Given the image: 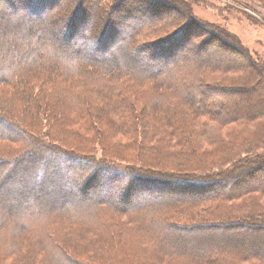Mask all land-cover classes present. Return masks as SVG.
Wrapping results in <instances>:
<instances>
[{"label":"trees","instance_id":"obj_1","mask_svg":"<svg viewBox=\"0 0 264 264\" xmlns=\"http://www.w3.org/2000/svg\"><path fill=\"white\" fill-rule=\"evenodd\" d=\"M99 1L94 0L96 10L103 9L102 12H105L111 8L112 12H119V3L115 5L118 1L106 8L99 6ZM0 3H3V9L8 14L17 15L24 20L29 19V16H37L35 20H39L40 24L45 19L44 13L48 18L57 14L59 19L51 24L56 33L60 34L59 40L53 39L39 26L36 33L25 36L26 42H29L24 44L20 53L13 49L0 53V147L9 144L12 146L8 154L0 149V189L10 183V186L5 187L6 190L13 194L16 192V186L12 185L23 172L16 168L22 161L26 162L24 169L32 171L37 181L28 180L22 186L25 195L12 202L6 212L3 209V199L0 198V210L4 214L11 219H18L26 229L33 224H41L48 217L50 219L56 216L63 219L62 226H68L63 229L64 232H70L67 237L70 240L75 238L76 230L82 232L90 224L89 220H95L94 223L100 226L109 225L104 233L93 235L101 240L113 237L116 229H119L117 224L111 222L110 217H132L134 221L124 225L119 231L134 232L129 227L136 226L152 261L158 259L164 264H264V206L261 204L264 189L251 187L231 195L222 194L223 190H231L230 186L228 188L223 185L225 178L232 180L231 186L235 189L242 180V177L236 179L240 173L249 175L253 170L256 172L264 169V155L249 158L252 151L262 144L259 139V144L254 141L259 134L242 140L245 146L248 145L242 148L243 151L231 150L234 149L232 141L223 137L227 134L218 135L220 130H225L233 123L253 122L264 118V96L259 100L239 103L245 104L247 112L235 105L238 92L234 87L242 91L248 90L249 93H253L256 90L253 87L259 84L264 88V70L251 60L248 51L234 36L215 26L203 25L189 14L190 19L183 30L191 25L193 33L186 39L194 35L204 37L197 44V48L201 50L208 45L210 39L219 37L225 45L238 50L246 63L242 68L244 73L251 75L250 79L209 83L203 77L208 72L203 74L201 67L210 66L217 72L227 74L228 70L239 65L233 67L232 64L213 63L204 55L196 53L182 56L179 49L187 40L170 50V42L182 31L153 42L139 43L137 40L147 35L149 32H145L155 28L158 22H172L176 18L162 20L155 11L153 13L156 14L139 12L132 17V23L124 26L126 29L119 38L104 44L106 38L103 32H106L105 29L109 28L114 18L109 17L110 14L104 16L101 13L100 22L96 26H88L89 35L84 33L87 28L85 26L84 32L75 36L73 17L79 15L80 10L77 8L80 5L75 6L76 11H73L71 0L63 5L59 0H0ZM164 6L167 11L181 14L183 19H187L188 11H185L182 4L180 11ZM102 15L104 18L108 16L106 20ZM103 22L105 23L102 24ZM33 23L34 21H29L28 28L34 26ZM85 23L86 21L82 26ZM101 24L104 31L100 36ZM18 26L16 31L21 29L20 24ZM60 41H71L77 47L64 46ZM97 43L103 50L100 54H107L111 49L119 59H97L96 56L100 54L91 50ZM80 46L86 47L85 50H90L91 53L85 55ZM161 46L166 47L164 53L157 52ZM129 51L145 56L149 62L142 67L132 64ZM45 62H62L69 72L77 75L52 73ZM191 66H194L192 71L199 70L198 79L191 80L188 76L190 72L182 75L183 68ZM5 70L8 71L5 73ZM156 81L166 91L172 90L174 94H161ZM115 83H121L122 86L117 88ZM20 87H25L23 93L19 90ZM114 98L117 99L116 102L112 100ZM216 99H221L223 103L218 114H213L209 103ZM203 119L207 123L201 122ZM211 122L220 126L211 130L215 133L214 141L225 143V148L232 151L230 155L226 154L225 161L207 163L204 156L198 155L194 148L199 138L207 134L209 127L206 125ZM237 134L243 136L240 131ZM259 138L264 139L262 135ZM98 153L101 158H97ZM45 154L54 157L48 159ZM238 154L245 155L246 158L234 165ZM55 163L58 165L56 168L53 167ZM224 164L229 165L230 168L226 169H231V173L227 170L212 173ZM63 167L64 172L72 174V177L76 174L67 184L71 198L60 197L58 203H49L43 195L35 197L36 183L52 184L56 180L54 174ZM231 174L235 178L229 177ZM204 176L209 177L206 179ZM213 178H218L220 182ZM192 181L202 184H193L196 182ZM213 188L216 189L215 192ZM153 192L158 194L154 195ZM244 195L255 197L251 198L246 210L235 208L215 214L213 202L220 199L230 202ZM157 196L159 200L163 198L158 204L146 200V197L154 199ZM173 215L178 217L172 219ZM182 217L185 218L184 221ZM165 229L167 235L164 233ZM175 230L193 234L201 230L208 233L218 230L222 235L216 237L215 241L209 240L210 237H191L204 245L203 248H194L185 246L178 235L171 233ZM53 233L56 236L57 231L54 229ZM54 243L56 246H52V251L58 255V260H54L53 264H110L98 260L104 258L98 251L96 254L89 251L91 255L82 256L78 247L85 246L86 242L82 238H78L76 247L65 242ZM151 244L152 248L148 246ZM101 246L97 249H105L104 245ZM49 252L50 250L44 254ZM48 263L47 260L43 261V264Z\"/></svg>","mask_w":264,"mask_h":264},{"label":"rangeland","instance_id":"obj_2","mask_svg":"<svg viewBox=\"0 0 264 264\" xmlns=\"http://www.w3.org/2000/svg\"><path fill=\"white\" fill-rule=\"evenodd\" d=\"M71 1H73V6H74L73 11L77 8L75 6L80 5V8L79 7L77 8V10L78 9L80 10V11L78 10L80 12L79 15L76 16L75 18L73 17V21H74L73 34H75V36L78 34L79 35L82 34L84 32L83 30L85 26H87V28H85L84 33L86 35H89L90 32L89 30H87L88 26L89 28L92 26H96V24L100 22L99 17L101 13H104L103 14L104 16L107 14H110L109 17L114 16V18L111 21L109 28L105 29L106 32H103V34L105 33V38H106V41L104 42V44H108L112 39L115 40L116 38H119L123 34L122 31H125L126 29L124 28V26L129 23H132V17L136 15L137 13L139 12H140L139 14H143L144 12L146 14L150 12L151 14L158 13L160 14L158 18L160 19L162 18V20L163 19L167 20L168 18L169 19L176 18V19L175 21H172V22L165 21L167 22V24L163 21L158 22L155 28L148 29V31L145 32V34L149 32L147 35H143L142 37L137 39L139 40V43L153 42L157 39L166 37L168 35H169L168 37H170L174 34H177V32L182 31L181 32L183 33L182 35H179L181 34L179 33L177 38L170 42L169 44L170 50L173 48H177L180 43L183 44L182 42H185L187 40V42L181 47V49H179L181 51L180 53L182 54V56H187L188 54L196 53L198 55L199 54L204 55L208 60H211L213 63L220 62L222 64H232L233 67L239 65V67L237 68H231L230 70H228L229 73L227 74H222L223 72H217L215 68H212L210 66L209 67L203 66L201 67L202 68L201 71H203V74L206 71L208 72L205 75H203L205 82L208 81L209 83H217L219 81H226V80L228 82L229 80H236V79L238 80L248 79V78L250 79L251 75L248 73L247 74L244 73L245 71H243L242 69L243 66H245L246 64L245 60H243V58L241 57L242 55H240L238 53V50L234 49L232 46L225 45V42H223L219 37L215 39H210L208 41L209 42L208 45L201 50L197 48L198 47L197 44L199 43V41L203 40L204 37L202 38V37H198L194 35L195 37L191 36L186 39L187 36L193 33V29H191V25H188L189 27L183 30L184 25L188 22V19H190L189 18V14H190L194 16L197 22H201L203 25H206V26L207 25L215 26L219 28L222 32H226L230 34L232 37L234 36V38L238 41V43L248 51L251 57V60L254 63L255 62L258 63L264 70V0H160V1L159 0H100L99 1V6L104 7V8L109 7L110 5H113L114 3L118 1L115 4L117 5L119 3L118 7L120 9L117 14L115 11L112 12L111 8L106 11L104 10L105 12H102L103 9L96 10L94 0H71ZM59 2H61V4L63 5L67 2V0H59ZM181 4H182V7L185 9V11H188V14H187L188 16L186 15V12L184 11L185 12L184 14L186 15L187 19H183V17H181V14H177V13L174 14L173 11H169V10L167 11L166 7L164 6V5H168L180 11ZM2 5L3 3L2 4L0 3V17H1L0 19V53L2 52L4 53L5 51L10 50V49H13L20 53V51L24 48L23 47L24 44H27L29 42V41L26 42V37H29L30 35L36 33L37 27L39 26L44 32H46V34L49 37H52L53 39H56V40L60 39V34L56 33L54 27L51 24V22L55 23V21L59 19L57 14L51 16L50 17L51 19H50L44 13L45 19L40 24L39 20H35V18H37L36 14H35L36 17L32 18L31 16H29V19L24 20L20 17H17V15L12 16L11 14H8L6 9L5 10L3 9L4 7ZM128 6L131 8L133 6L134 7L132 9H129ZM126 8L129 10L124 11V9ZM154 11L156 13H153ZM2 13L4 14L3 16L1 15ZM104 16L102 18H104ZM107 17L108 16H106L104 19L106 20ZM31 20L34 21V23L32 24L34 26H32L31 28H28L27 24ZM84 21H86V23L85 25L82 26V23ZM17 23L20 24L21 29L16 31V29L19 27ZM104 23L105 22H103L102 24ZM102 24L99 25L100 26L99 28H101L100 36L102 34V31H104ZM59 26H61V23L59 24ZM208 30L211 31L210 28ZM194 31L196 30L194 29ZM98 38L95 41H97ZM69 42H61V44L64 46L69 45L72 48L77 47L76 45L72 44L71 41ZM99 45L100 44L98 43L95 44L94 48L91 47V50H96L98 54H100L103 50L100 48ZM167 45L168 44H166L165 46ZM165 46H161L160 48H158L157 52L162 51L164 53L166 50ZM80 47L83 48L85 55L91 53L90 50H88L89 52L86 51L87 50L86 47L84 46H80ZM108 52L109 53L107 54H100V56H96V58L103 59V58L109 57V58L119 59V57H117V53L115 54V52L112 51L111 49ZM129 56L131 57L132 64L138 67H142L145 63L149 62V60H147L145 56H140L138 53L134 54L129 51ZM0 66H1V62H0ZM45 66L47 67V69H50L52 73H55V74H61V75L68 74L71 76L77 75L73 72H69L62 62L59 64L54 63V62H45ZM193 67L194 66L185 67L183 68V71H184L183 74L181 72L180 73L182 75L184 74L188 75V73L190 72L188 76L191 77V80H195L194 78L198 79L197 74L199 70L192 71L191 69ZM36 70L38 71V68ZM7 71L8 70H5V73ZM73 71L76 72L75 70ZM89 73H92V71ZM116 75L119 77H123V78H126V77L130 78L129 76H123V75H118V74ZM262 76L264 77V74ZM156 84L157 86H160L157 81H156ZM127 85H130V84H127ZM2 86L4 87V85ZM115 86L117 88H120L122 84L115 83ZM160 88L161 89H159V91L161 94H165V95L169 93H171V95L174 94L172 90L166 91V88H164V86L162 85L160 86ZM255 88L256 90H254ZM23 89H25V87H20L19 90L21 91V93H23L24 91ZM234 89L238 92L236 93L238 94V98L235 101V105L239 106L241 111H244V112H247L246 109H244L245 104L240 105L241 102L246 103L250 101L251 99L259 100L263 98L264 96V88L262 84H259L257 87H253V90H254L253 93H249L248 90L242 91L235 87ZM10 92L12 93L11 90ZM112 100L115 102L117 101L116 98ZM182 102H184V100H182ZM211 102L213 103L212 106H211ZM221 103H223L221 99L210 101L209 103L210 111L213 114H218ZM179 104L180 103L178 102V105ZM203 120L204 121H201V122L207 123L205 119ZM217 120H218V117H217ZM207 126L209 127V130L206 128L207 134L205 136H201L198 140V142L200 141V145L198 146V142H197V146L194 147L198 155L200 154V156L201 155L204 156L203 158L206 161H208L207 163H210V162L212 163L216 160H222V161L227 160L226 154L228 153L230 155L232 152L231 150L243 151L242 148H246L248 146V145L245 146L244 143H242L243 142L242 140L244 138H247V137L251 138V136L252 135L255 136V134L257 135L259 134V136L262 135L264 137L263 135L264 134V118L257 119L253 122L233 123L231 125H228L227 126L228 128H226L225 130H220L218 133V135H221V136H223L222 134H227V136H223V137H227L226 139L227 140L229 139L228 141H232V144H233L232 148L234 147V149H231L230 151H228L225 148L226 146L223 145L225 143L214 141L215 133L211 132V130H214L220 126H218L216 123H213V122L207 124L206 127ZM239 131L242 133L243 135L242 137L237 136L238 135L237 133ZM249 133H252V134H249ZM259 136L255 137L254 141L258 143V139H259L262 144L258 145L257 148L253 147V149L255 148V150L254 151H252L253 149L251 150L253 154L250 155L249 158H253L255 155H264V139L259 138ZM9 148H12L10 144L0 147V149H2V152L6 154H8ZM195 150L193 151L195 152ZM45 156H47L46 158L48 159H50L51 157H54L51 154H45ZM96 156L97 158H101L100 153H98ZM244 158H246L245 155L239 156L238 154V158L235 159V163L233 162L232 163L236 165V162L240 160H244ZM25 163L26 162L22 161L20 162L19 165L16 166V168L18 167L17 169H19V171L20 170L23 171L21 175L17 176L15 179L17 180L16 182L18 183L15 182L13 184L11 182V184H13L12 185L13 187L16 186V190H15L16 192L13 194L12 192L6 190V188L8 187L7 185H9L10 183L6 184L7 186V187L5 186L6 188L4 187V189H0V198L3 199L2 203L4 204L3 209L5 212L8 211L9 206L13 204L12 202H15L21 196L25 195L24 192L22 191L23 189L22 186H25L28 180L30 181H32L33 179L35 180V177H33L34 173L30 170L24 169ZM53 167L56 168L58 167V165L55 163ZM228 167L229 165L224 164L222 168L215 169V171H212V173L216 171H224V170H227V172H229V170L231 169H226ZM6 170H4L3 173H5ZM64 171L65 170L63 167L61 171H58L57 173H55L54 175H55L56 180L52 182V184L50 185L46 183L42 184L40 182L36 183L37 186L34 184V187L36 186V190L34 193L35 197L39 195L40 196L43 195L46 197L49 203H58L60 201V197H64L67 199L71 198L70 195H68L69 189L67 188V184L71 182L70 180L72 178H75L76 174L74 173L75 176L72 177L73 176L72 174L69 175L65 173ZM229 173H231V171ZM47 175L51 176V174H48V173ZM207 177L209 176H204L203 178L207 179ZM229 177L235 178V177H232V174ZM241 177H242V180L240 181V186H238L235 189L234 188L232 189V186H231L232 180L229 179L228 177L227 178L224 177L225 179L223 180V185L225 187L230 186L231 190L230 191L223 190L222 194L231 195V194L243 191L251 187L264 189V169L260 171H256V172L253 170L250 172L249 175L248 173H240V176H236V179L241 178ZM213 179L216 180L217 182H220L218 178H213ZM204 181L205 180H203L202 182L204 183ZM192 182H196L193 184H202L197 181H192ZM170 188H174V187H170ZM215 191L216 189L214 190V192ZM153 194L157 195L158 193L153 192ZM187 195L188 194H184V196H187ZM189 195H192V194H189ZM158 196L157 198H154V199L153 198L149 199L146 197V200L151 201L152 203L158 204L163 201V198L161 197L159 200ZM253 196L254 195H251V196L244 195L230 202L224 199H220L216 202H213L212 207H215V209H213L215 210V214H218L223 211L233 210L235 208H239V210L241 209L246 210V208L249 207L251 198ZM261 204L264 206V195L262 196ZM4 211L0 210V229L4 227L2 230H0V264H43V261H46V260L47 262L49 261L48 264H53L55 262L54 260H58L57 258L58 255L54 254V252L52 251V246L55 245L54 242L57 241L60 244H63L65 242V243H68L76 247L78 238H82L86 242L85 246H78L80 248L79 252L83 254L82 256L91 255L89 254L90 253L89 251H92L95 254L97 253L96 251H98L104 257L98 260H102L104 263L110 262V264H164L162 263V261L160 260L158 261V259H155L154 261L151 260L152 257L148 253V249L146 248L147 245L146 243L140 240V237L138 235L139 233H137L138 228L136 226L132 225V227H129V229H134V232L131 231L128 233L127 231V233H125V231H119L121 227L123 228L129 222L134 221L131 219L132 217L131 218H128V217L112 218L110 217L111 222H114V224H117L116 227L119 228V229H116V231L113 234V237L105 238V239L101 238V240L100 238L94 237L93 236L94 234L104 233L105 229H107L109 225L106 224L107 225L106 227L100 226L94 223L95 220H89L90 224H87L85 226V229L81 230L82 232L76 230V232H74L75 238H72L70 240V239H67V237L69 236L68 234L70 232H64L63 228L68 227V226L66 225L62 226L63 219H59L56 216L55 218L51 217L50 219L48 217L46 220L41 222V224H33L30 226L29 229L28 228L26 229L23 225L21 226L18 219L16 218L11 219L6 214H4ZM182 215H185V214H182ZM176 217L178 216L177 215L171 216L172 219ZM184 220L185 218L182 217V221ZM102 225L104 224L102 223ZM54 229L55 231H57L56 236L53 233ZM85 231H89L90 233L86 234ZM164 233L167 235L166 229L164 230ZM171 233L178 235L179 240L183 242L185 246H188V247L191 246L194 248L195 247L203 248L204 245L199 244L198 239L192 240L191 237L195 236L196 238H199V239H202V238L207 239L208 237H210L211 239L209 240L215 241L216 237H220L222 235L221 231H218V230H215V232H211V233L201 230V231L194 232V234L192 232L183 233V232H178L175 230V231H171ZM169 238L170 237H168V239ZM141 242L143 243L139 245V243ZM101 245H104L103 247H105V249L103 248L97 249L98 247H102ZM106 246H109L110 248ZM148 246L152 248L153 245L151 244ZM140 247H142L143 250ZM48 250H50V252L48 254H44V252ZM149 252L151 253L150 250ZM93 260L96 261L95 259ZM183 264H188V263H183Z\"/></svg>","mask_w":264,"mask_h":264}]
</instances>
